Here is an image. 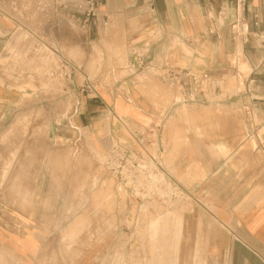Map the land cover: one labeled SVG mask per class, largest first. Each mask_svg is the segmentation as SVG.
Returning a JSON list of instances; mask_svg holds the SVG:
<instances>
[{
	"label": "crops",
	"instance_id": "obj_1",
	"mask_svg": "<svg viewBox=\"0 0 264 264\" xmlns=\"http://www.w3.org/2000/svg\"><path fill=\"white\" fill-rule=\"evenodd\" d=\"M247 2L259 12L264 29L263 0ZM234 4L235 0H103L100 10L108 16L103 27L101 18L85 21L72 9L53 12L51 6L41 7L39 0H0V264H27L32 246L16 237H37L42 222L54 217L51 212L61 197L55 189L67 185L55 179L56 156L66 155L65 148L55 147L56 139L65 142L71 132L78 140L83 132L82 138L104 153L112 140L136 146L123 123L145 128L158 119L163 127L153 151L163 145L165 176L189 195L191 204L180 211L178 264L197 259L264 264V100H258L264 97V73H250L262 52L252 40L232 39L228 27L195 45L185 42L199 35L220 9L233 18ZM22 10L28 17L38 11L54 17L45 33L55 45L51 49L63 55L59 43L67 47L75 36L100 45L107 36L105 44L125 45L128 63L117 70L127 72L107 85L103 82L110 70L102 68L95 89L85 93L74 91L65 78H48L38 53L29 51L30 41L13 37L18 19L12 12H19L21 23ZM243 14L250 21V15ZM65 16L75 20L78 32L71 33ZM150 28L158 31L155 39L150 38ZM33 34L36 41L42 40ZM239 54L245 58L243 70L250 68L246 75L238 65ZM137 55L143 64L133 68L129 62ZM162 65L206 72L207 100L174 107L171 102L161 111L149 92V74L165 83L155 72ZM230 80L237 85L230 86ZM246 105L256 111L255 127L246 120ZM26 121L46 125L45 132L7 130ZM24 139L26 143L19 144ZM169 151L174 160L167 166L164 158Z\"/></svg>",
	"mask_w": 264,
	"mask_h": 264
},
{
	"label": "rangeland",
	"instance_id": "obj_2",
	"mask_svg": "<svg viewBox=\"0 0 264 264\" xmlns=\"http://www.w3.org/2000/svg\"><path fill=\"white\" fill-rule=\"evenodd\" d=\"M41 1H39L41 7L44 1L48 2V0ZM22 13L25 18H21L20 21L26 29L20 28L19 16L21 17V15L19 12H12V16L16 20L18 19L13 37L17 39L22 37L30 41L29 51L33 49L38 53L47 77L59 81V77H50L49 75L50 70L57 66V57L50 47L55 45L46 37L45 33L48 23L54 17L52 18L49 13H39V11L33 17H30V13L29 17L24 15V11ZM61 19L60 16L59 20ZM64 19L69 21L71 33L78 32L79 28L71 16L69 18L65 16ZM91 20L93 17H90ZM202 29L203 26L200 27V30ZM33 32L39 35L42 40L36 41L32 38L35 36ZM148 32L150 38L155 39L154 35L158 31L150 28ZM106 37L102 39L104 45L96 43L91 38L84 41L83 37L79 38L78 36L72 38L67 47L61 43L59 45L65 55L76 65H81L87 77L94 81L98 78L102 68L109 69L110 71L103 82L108 85L111 84L113 78H117V74L124 75L127 72L124 71L125 69H121L119 72L117 68H124L128 63V48L125 45L114 47L105 44ZM33 42L37 43L35 47L32 46ZM79 43H81V51ZM237 47L236 50L240 53L239 41ZM238 56V65L246 75L250 68L248 72L243 70L245 58L241 54ZM235 58V55L231 56L232 61ZM149 75L152 84L149 92L154 96L153 103L163 111L172 102L173 91L155 75L152 73ZM82 78L83 75L78 74L74 80L76 83H81ZM65 79L73 87L72 80ZM235 82L230 80V86H236ZM97 83L99 82L97 81ZM241 87L242 85L238 89ZM7 130L22 131L24 134L31 131L44 133L46 125L42 123L36 125L26 121L9 126ZM72 134L70 132L65 135V137H71L65 142L61 139H56L55 142L56 148H65L66 150L65 157L56 156V161L59 164L56 163L55 179H60L59 183L68 186L60 187L57 183L59 187H56L55 193L61 197L54 205L55 210L51 212L54 214L53 219L42 222V230H40L42 234L37 237L30 236V234L16 237L22 241L23 245L32 246L33 252L28 249L29 255L26 263L178 264L176 244L177 232L181 223L180 211L190 209V197L184 202L169 197V195L164 202L158 199H134L131 189L129 190L103 169L101 165L103 152L100 148L94 146L92 141L87 138H82L83 132L78 140ZM8 140L9 136L4 141L8 143ZM20 142L25 144L26 140L19 141V144ZM153 152L155 153V151ZM169 152L164 158L167 166L174 160L171 151ZM153 188L161 194L164 193L158 184H154ZM31 238L34 239V242L29 240ZM191 264L213 263L197 259Z\"/></svg>",
	"mask_w": 264,
	"mask_h": 264
},
{
	"label": "built area",
	"instance_id": "obj_3",
	"mask_svg": "<svg viewBox=\"0 0 264 264\" xmlns=\"http://www.w3.org/2000/svg\"><path fill=\"white\" fill-rule=\"evenodd\" d=\"M103 0H48L43 2L42 6H51L53 12L57 9H72L78 15H84V20L93 17L99 21L101 18L102 26L105 27L108 22V16L102 14L100 6ZM264 4V0H263ZM234 8L236 10L233 18H228V13L224 9L217 11L214 17H211L204 30L197 36L186 38L187 45L197 44L205 38L217 36L221 29L228 27L232 39L241 40L243 43H249L251 40L261 50L262 57L251 68L250 73H264V29L261 28L260 15L247 0H235ZM250 15V21L247 20L243 12ZM57 57V66H54L49 72L50 77L68 78L72 80L73 89L77 93L91 92L95 89L97 80L87 77L81 65H76L66 55L53 50ZM130 66L141 67L143 62L139 55L135 62H129ZM156 74L173 89V99L171 106L183 105L186 103L203 102L207 100L205 90L209 82V75L206 72H194L180 69L173 65H162L155 69ZM82 74L81 83H76L74 77ZM258 100H264L260 98ZM247 122L256 126V111L246 105L243 108ZM136 146L129 143L112 140L110 145L104 150L101 165L105 171H108L122 185H125L134 199L153 200L158 199L164 202L167 196L174 197L184 202L189 195L179 189L178 185L168 180L164 173L162 158L160 154L165 152L161 144L159 152H153L152 149L159 140L160 131L163 127L162 119L152 122L148 127L130 128L124 124ZM158 186L164 190V193L157 192L153 186Z\"/></svg>",
	"mask_w": 264,
	"mask_h": 264
},
{
	"label": "bare ground",
	"instance_id": "obj_4",
	"mask_svg": "<svg viewBox=\"0 0 264 264\" xmlns=\"http://www.w3.org/2000/svg\"><path fill=\"white\" fill-rule=\"evenodd\" d=\"M39 1L42 2L41 0H39ZM20 26H21V27H20L21 29H23V28L26 29V27H25L23 24H21Z\"/></svg>",
	"mask_w": 264,
	"mask_h": 264
}]
</instances>
